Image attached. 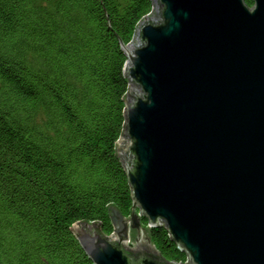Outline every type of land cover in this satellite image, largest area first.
Instances as JSON below:
<instances>
[{
    "label": "water",
    "instance_id": "obj_1",
    "mask_svg": "<svg viewBox=\"0 0 264 264\" xmlns=\"http://www.w3.org/2000/svg\"><path fill=\"white\" fill-rule=\"evenodd\" d=\"M150 1L125 45L101 6L125 55L129 215L106 203L110 235L68 229L92 264H180L151 245L159 225L190 264H264V0Z\"/></svg>",
    "mask_w": 264,
    "mask_h": 264
},
{
    "label": "trees",
    "instance_id": "obj_2",
    "mask_svg": "<svg viewBox=\"0 0 264 264\" xmlns=\"http://www.w3.org/2000/svg\"><path fill=\"white\" fill-rule=\"evenodd\" d=\"M100 2L0 0V264H92L68 228L94 222L110 235L106 203L129 215L113 155L125 55L111 30L128 44L152 5ZM148 237L162 258L186 260L164 226Z\"/></svg>",
    "mask_w": 264,
    "mask_h": 264
},
{
    "label": "rangeland",
    "instance_id": "obj_3",
    "mask_svg": "<svg viewBox=\"0 0 264 264\" xmlns=\"http://www.w3.org/2000/svg\"><path fill=\"white\" fill-rule=\"evenodd\" d=\"M137 211V210H136ZM129 234V233H128ZM124 247H127L129 249H133L135 250L132 246H135V243L133 241H129L128 235H127V239H126V243L123 244ZM183 264H190V262L188 260H185L183 262Z\"/></svg>",
    "mask_w": 264,
    "mask_h": 264
}]
</instances>
